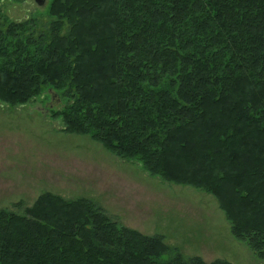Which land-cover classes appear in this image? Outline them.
Listing matches in <instances>:
<instances>
[{
    "label": "trees",
    "instance_id": "1",
    "mask_svg": "<svg viewBox=\"0 0 264 264\" xmlns=\"http://www.w3.org/2000/svg\"><path fill=\"white\" fill-rule=\"evenodd\" d=\"M51 6L45 31L0 25L2 99L22 104L52 90L65 101L66 131L151 175L173 177L183 155L224 152L209 184L231 186V234L264 262V0ZM241 203L258 211L241 218ZM0 264L231 263L184 257L87 199L44 193L20 212L0 209Z\"/></svg>",
    "mask_w": 264,
    "mask_h": 264
},
{
    "label": "rangeland",
    "instance_id": "2",
    "mask_svg": "<svg viewBox=\"0 0 264 264\" xmlns=\"http://www.w3.org/2000/svg\"><path fill=\"white\" fill-rule=\"evenodd\" d=\"M41 1L0 0V25L31 21L35 31H45L53 18L52 0ZM53 93L43 90L22 104L0 96V209L20 212L44 193L69 201L83 198L122 226L162 236L184 257L264 264L231 234V186L219 190L209 184L212 164L224 159V152H195L189 160L183 155L185 164H177L173 177L151 175L89 136L66 131L60 116L65 101ZM240 208L241 218L258 211Z\"/></svg>",
    "mask_w": 264,
    "mask_h": 264
},
{
    "label": "water",
    "instance_id": "3",
    "mask_svg": "<svg viewBox=\"0 0 264 264\" xmlns=\"http://www.w3.org/2000/svg\"><path fill=\"white\" fill-rule=\"evenodd\" d=\"M37 4L38 5H41L42 4V1L41 0H36ZM53 95L57 98V95L55 93H53ZM58 99V98H57ZM59 100V99H58Z\"/></svg>",
    "mask_w": 264,
    "mask_h": 264
}]
</instances>
